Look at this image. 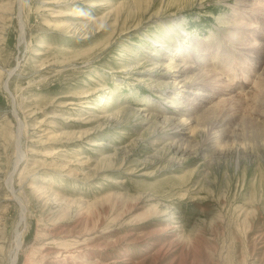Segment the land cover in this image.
Returning a JSON list of instances; mask_svg holds the SVG:
<instances>
[{
	"label": "rangeland",
	"instance_id": "1",
	"mask_svg": "<svg viewBox=\"0 0 264 264\" xmlns=\"http://www.w3.org/2000/svg\"><path fill=\"white\" fill-rule=\"evenodd\" d=\"M233 8L210 0H22L20 7L0 0V264H10L17 230V264H264L261 134L238 132L253 140L246 150L229 145L224 156L172 160L148 122L157 109H180L167 101L186 87L173 85L180 66L150 61L154 50L183 42L168 32L178 22L210 50L219 41L217 56L226 49L233 70L209 61L232 89L252 91L261 70L242 80L244 57H234L238 49L218 30L217 18ZM14 112L26 155L15 171ZM194 125L186 123V141ZM12 170L22 223L6 185Z\"/></svg>",
	"mask_w": 264,
	"mask_h": 264
},
{
	"label": "bare ground",
	"instance_id": "2",
	"mask_svg": "<svg viewBox=\"0 0 264 264\" xmlns=\"http://www.w3.org/2000/svg\"><path fill=\"white\" fill-rule=\"evenodd\" d=\"M15 1L20 7L22 0ZM210 1L232 8L235 7L231 9V14H221L217 18V25H224L223 29L218 28L220 34L225 37L230 46L238 49L237 52L230 50L234 57H244L241 60V65L244 67L242 80H249L254 69L259 72L261 70L262 76L255 79V86L248 94L243 90L242 92L239 91L240 89L235 91L225 77L226 75L223 76V73L217 70L209 61V57L226 61L227 69L229 71L233 70V60L227 58L229 53L226 49H222L225 54L217 56V54H221L219 41L214 44L218 49L216 50L215 47L210 50V46H208L205 39H200L196 35L183 31L179 22L173 28L168 27V32L174 31L172 36L178 37L183 42L172 45L173 49L170 44H167L163 45L161 50H154L150 61L153 66L167 64V68L170 70L180 66L177 70V77H174L173 85H176L175 82L179 80L178 84L183 83L188 88L185 87L183 92L168 94L170 99L167 101L170 102V105L180 106V109H175L170 115H160L158 113L161 112L157 109L158 113H155V118L148 120V122L152 124V132L159 136L157 142L166 144L167 153L172 160L189 152L203 154L207 151H214L221 152L220 154L223 155L222 152L231 149L229 145L233 146L234 149L240 150L239 147H241L242 150H246L244 146L247 144L244 142L251 143L253 140L246 138L244 134L238 135V132H245L248 129L253 133L261 134L262 138L258 142L264 146V0ZM21 11H19V16ZM251 16L255 19L254 23L251 22L252 19L249 20ZM93 22L89 20L87 25ZM227 25L230 28L226 29ZM20 29V38L23 41L24 29L22 25ZM39 54V52L36 53V55ZM215 86L217 90H221L219 93L215 92ZM5 88L8 89L6 84ZM204 92L208 93L207 97L203 95ZM14 116L18 122V129L15 134L16 160L13 169L15 171V168L19 166L26 155L22 151L21 140L24 126L20 122L17 112H14ZM208 117L209 121L205 122ZM188 121L195 125L191 127V130H193L191 132L192 137H188V141H186L185 131L188 128L186 126ZM195 132L202 134L200 141L196 140L197 138L194 139ZM240 155L241 153L235 155L237 167L240 166ZM13 170L6 179V185L11 196H14V199L19 202L21 208L19 223H22L24 220V205L16 197L13 185L15 172ZM22 237L23 233L17 230L15 235L16 246L10 256V264H17V255L22 246Z\"/></svg>",
	"mask_w": 264,
	"mask_h": 264
}]
</instances>
